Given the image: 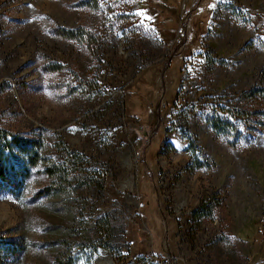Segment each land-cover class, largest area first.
Returning a JSON list of instances; mask_svg holds the SVG:
<instances>
[{
    "label": "rangeland",
    "instance_id": "obj_1",
    "mask_svg": "<svg viewBox=\"0 0 264 264\" xmlns=\"http://www.w3.org/2000/svg\"><path fill=\"white\" fill-rule=\"evenodd\" d=\"M169 4L165 38L159 0H0V128L39 152L0 264H264V0Z\"/></svg>",
    "mask_w": 264,
    "mask_h": 264
},
{
    "label": "trees",
    "instance_id": "obj_2",
    "mask_svg": "<svg viewBox=\"0 0 264 264\" xmlns=\"http://www.w3.org/2000/svg\"><path fill=\"white\" fill-rule=\"evenodd\" d=\"M147 4H150L151 0H146ZM175 5L176 0H159V4L167 9L171 8L169 12H165V8H161L160 11L153 9L151 11L154 17V26L160 37H163V32L165 38L170 37L175 30L176 18L172 14V9ZM185 13L188 14V24L190 28V35L186 43H184V52L188 53L189 47L197 39L199 34L203 30L204 19L207 16L208 4L203 2L195 10L192 8H185ZM173 18L170 19V16ZM184 53V54H185ZM171 92L166 94L164 99V105H170L174 103L175 93L169 96ZM155 144H151L149 151L145 155L144 159H149L152 155H155ZM76 155V154H75ZM39 158L38 145L30 138L23 137L5 129L0 128V191H7L12 193H18L24 180L29 176L30 168L37 164ZM140 195L143 196V202L146 207L150 205V200L148 199L150 195L148 192L140 191ZM149 196V197H148ZM211 204L204 202L202 200L198 201L196 207L191 211L192 215L206 214L209 211ZM152 221L151 225L157 224V219L152 214L149 215Z\"/></svg>",
    "mask_w": 264,
    "mask_h": 264
}]
</instances>
